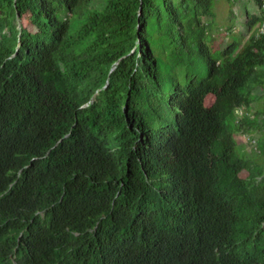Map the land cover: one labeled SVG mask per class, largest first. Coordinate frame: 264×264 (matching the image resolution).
Masks as SVG:
<instances>
[{
	"label": "trees",
	"instance_id": "1",
	"mask_svg": "<svg viewBox=\"0 0 264 264\" xmlns=\"http://www.w3.org/2000/svg\"><path fill=\"white\" fill-rule=\"evenodd\" d=\"M216 1L0 0V264H264V0L223 50Z\"/></svg>",
	"mask_w": 264,
	"mask_h": 264
},
{
	"label": "rangeland",
	"instance_id": "2",
	"mask_svg": "<svg viewBox=\"0 0 264 264\" xmlns=\"http://www.w3.org/2000/svg\"><path fill=\"white\" fill-rule=\"evenodd\" d=\"M249 11L251 14L260 15L259 8L252 2L251 4H247ZM232 11L236 14V16L232 14ZM215 18L212 20V28H210V45L214 50H223L228 46V44L232 41V37L229 34L231 32L233 35H242L244 37L243 41H248L252 32L249 31L247 25L245 23V10L243 9L241 3H237L235 5L228 2V0H217L215 6ZM22 26V20L19 21V28ZM260 26H257L256 29H259ZM261 91V88L257 87L254 91V95H258ZM214 98L210 97L208 100L209 103L212 102ZM256 106H253V109H260L262 111V115H264V98L256 97ZM255 111V109H254ZM240 114V112H239ZM261 115V116H262ZM260 116V117H261ZM263 132L253 130L248 132V136H243L241 134L235 135V140L238 147L241 149L242 154L248 156L249 158L254 159V163L258 159L259 153L258 146L260 144V140L262 138ZM260 141V142H259ZM258 163L264 164V158H260L257 160ZM247 172H244L243 175H247Z\"/></svg>",
	"mask_w": 264,
	"mask_h": 264
},
{
	"label": "water",
	"instance_id": "3",
	"mask_svg": "<svg viewBox=\"0 0 264 264\" xmlns=\"http://www.w3.org/2000/svg\"><path fill=\"white\" fill-rule=\"evenodd\" d=\"M140 14H142V9L140 10ZM18 19H19V21H20V15H19V13H18ZM109 85V83L107 82V84H106V87L105 88H107V86Z\"/></svg>",
	"mask_w": 264,
	"mask_h": 264
},
{
	"label": "built area",
	"instance_id": "4",
	"mask_svg": "<svg viewBox=\"0 0 264 264\" xmlns=\"http://www.w3.org/2000/svg\"><path fill=\"white\" fill-rule=\"evenodd\" d=\"M260 33L264 34V25L260 28Z\"/></svg>",
	"mask_w": 264,
	"mask_h": 264
},
{
	"label": "clouds",
	"instance_id": "5",
	"mask_svg": "<svg viewBox=\"0 0 264 264\" xmlns=\"http://www.w3.org/2000/svg\"><path fill=\"white\" fill-rule=\"evenodd\" d=\"M48 154H49V152H48Z\"/></svg>",
	"mask_w": 264,
	"mask_h": 264
}]
</instances>
